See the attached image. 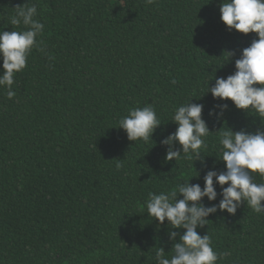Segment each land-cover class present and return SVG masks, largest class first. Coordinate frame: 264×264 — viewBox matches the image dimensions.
<instances>
[{
    "label": "trees",
    "instance_id": "obj_1",
    "mask_svg": "<svg viewBox=\"0 0 264 264\" xmlns=\"http://www.w3.org/2000/svg\"><path fill=\"white\" fill-rule=\"evenodd\" d=\"M222 2L0 0L3 31L24 27L9 24L14 7L37 6L35 19L45 25L37 39L47 53L32 49L15 76V97L0 87V264H157L159 247L171 257L179 237L169 238L167 220L148 216L149 193L188 179L203 188L208 171H226L217 131L264 127L254 113L207 92L208 81L234 73L257 38L228 30ZM188 101L204 104L207 147L194 161L183 154L166 161L160 141L175 132L173 111ZM224 104L220 119L208 115ZM147 105L161 125L148 142L129 141L120 118ZM214 186L219 193L215 178ZM207 219L198 233L231 253L217 264H264V213L245 202L234 216L218 209Z\"/></svg>",
    "mask_w": 264,
    "mask_h": 264
},
{
    "label": "clouds",
    "instance_id": "obj_2",
    "mask_svg": "<svg viewBox=\"0 0 264 264\" xmlns=\"http://www.w3.org/2000/svg\"><path fill=\"white\" fill-rule=\"evenodd\" d=\"M145 2L153 4L155 0ZM13 9L9 24L23 25V29L0 30V87L8 89L9 99L16 95L13 91L15 76L26 67L32 49L35 47L47 55L43 41L37 39L45 28L43 23L35 19L37 6L25 3ZM220 13V19L229 31L234 29L245 35L255 33L257 38L253 39L235 60L234 73L226 78H215V84L211 87L208 81L207 92H210L213 98L231 100L237 109L249 114L254 113L251 115L264 122V0H223ZM226 53L229 58L235 55L234 52ZM189 101L174 109L171 121L177 128L174 133L160 141L162 145L168 146L166 161H177L181 154L185 159L194 161L201 157L202 149L207 147L206 138L211 132L201 116L204 104ZM218 107L221 111L217 112L213 108L209 110L208 115L220 119L227 105ZM160 125L155 107L147 105L129 109L128 114L120 118L118 128L126 132L129 141L142 139L148 142ZM217 132L222 148L219 160L224 162L226 171H208L203 177V188L199 183H190L188 179L169 191L149 193L145 202L148 216L154 217L160 225L167 220L171 226L168 231L169 238L176 241L179 237V242L173 243V254L170 258H166L164 248L159 247L155 253L157 264H217V261L224 260L231 253L217 252L208 233L203 236L198 233V228L202 229L208 225L209 215L219 209L234 216L237 208L245 202L255 213H264V205L261 203L264 201V182L257 183L254 179L257 174L264 178V127L255 131H233L227 127ZM176 143L181 146L180 150L173 149L172 146ZM201 163H205L203 159ZM116 167L119 169L122 164L117 163ZM193 177L198 179L199 173L191 178ZM214 178L221 188L219 193L214 186ZM224 185L227 187H223ZM218 195L222 197L218 205L205 207L201 203L204 197L211 202L215 201ZM180 196L183 198H178ZM172 229L186 231L179 234Z\"/></svg>",
    "mask_w": 264,
    "mask_h": 264
}]
</instances>
